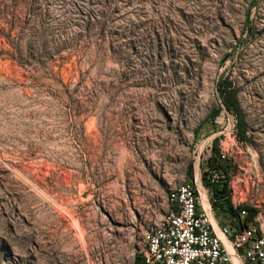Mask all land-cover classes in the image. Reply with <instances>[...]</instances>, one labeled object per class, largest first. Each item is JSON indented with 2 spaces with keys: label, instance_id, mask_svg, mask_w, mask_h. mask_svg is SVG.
I'll return each mask as SVG.
<instances>
[{
  "label": "rangeland",
  "instance_id": "1",
  "mask_svg": "<svg viewBox=\"0 0 264 264\" xmlns=\"http://www.w3.org/2000/svg\"><path fill=\"white\" fill-rule=\"evenodd\" d=\"M1 17L0 264H141L170 190L197 178L209 198L213 143L264 227V0H0ZM225 77L245 142L214 116Z\"/></svg>",
  "mask_w": 264,
  "mask_h": 264
},
{
  "label": "built area",
  "instance_id": "2",
  "mask_svg": "<svg viewBox=\"0 0 264 264\" xmlns=\"http://www.w3.org/2000/svg\"><path fill=\"white\" fill-rule=\"evenodd\" d=\"M229 190L233 208L248 206L240 192L234 200L235 189L230 182ZM172 198V214L163 215L154 223V230L142 233V264H235L234 258L239 264H264V227L255 217L251 222L244 220L245 209L240 211V224L219 227L223 241L209 212L210 195L203 201L195 180L182 197ZM251 208L256 210L258 205L251 204Z\"/></svg>",
  "mask_w": 264,
  "mask_h": 264
},
{
  "label": "trees",
  "instance_id": "3",
  "mask_svg": "<svg viewBox=\"0 0 264 264\" xmlns=\"http://www.w3.org/2000/svg\"><path fill=\"white\" fill-rule=\"evenodd\" d=\"M6 14L11 15V13L6 12ZM0 20H5L1 17ZM3 22V21H2ZM1 36L4 37L8 43L13 35V28L2 26L1 27ZM229 55H227L228 57ZM217 89L219 92V101L220 104L215 111V115L220 112V110H225L228 114L235 117L236 120V140L239 142H245L248 139V123L245 119V115L239 103L237 97V90L233 87L231 80L228 77H225L219 81L217 84ZM212 151L217 157V167H213L209 163L208 168L210 173V178H205L204 184L207 188L210 189V201L212 211L219 217L227 218L231 220L233 224H240L241 220L239 218L240 211L245 209L247 215L244 220L251 222L256 215V210L248 207H237L233 208L230 200V190H229V181H230V161L227 159L221 158V153L216 148L215 143H213ZM218 174L219 179H214L211 181V176ZM189 181L188 183H190ZM141 258H139L140 260ZM142 264V262H140Z\"/></svg>",
  "mask_w": 264,
  "mask_h": 264
},
{
  "label": "bare ground",
  "instance_id": "4",
  "mask_svg": "<svg viewBox=\"0 0 264 264\" xmlns=\"http://www.w3.org/2000/svg\"><path fill=\"white\" fill-rule=\"evenodd\" d=\"M187 190H189V184H183V185H180L170 190L167 193L166 203L168 205V210L165 215L172 214V211H173V198L172 197H182L187 192ZM151 230H154V228H152ZM233 261L235 262L237 260L234 258Z\"/></svg>",
  "mask_w": 264,
  "mask_h": 264
},
{
  "label": "crops",
  "instance_id": "5",
  "mask_svg": "<svg viewBox=\"0 0 264 264\" xmlns=\"http://www.w3.org/2000/svg\"><path fill=\"white\" fill-rule=\"evenodd\" d=\"M195 182H196V186L200 192V188L198 187V180L197 178L194 179ZM210 212V215H211V218H212V221H213V224H214V229H215V232L219 235V237L225 241L224 237L220 234V231H219V227H223V226H226L227 223H231V220L230 219H227V218H222V217H219L217 216L213 211L212 209L209 210ZM235 264H239L238 261H235L234 262Z\"/></svg>",
  "mask_w": 264,
  "mask_h": 264
}]
</instances>
